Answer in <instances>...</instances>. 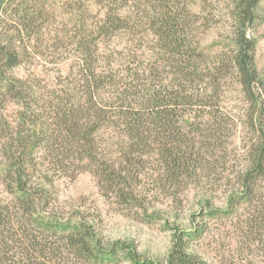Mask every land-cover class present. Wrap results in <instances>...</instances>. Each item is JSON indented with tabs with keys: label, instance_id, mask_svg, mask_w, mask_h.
<instances>
[{
	"label": "rangeland",
	"instance_id": "374dc122",
	"mask_svg": "<svg viewBox=\"0 0 264 264\" xmlns=\"http://www.w3.org/2000/svg\"><path fill=\"white\" fill-rule=\"evenodd\" d=\"M236 8L235 0L4 1L0 40L23 52L8 75L35 85L40 105L53 101L51 107L58 97L66 99L68 92L72 98L85 100L82 71L87 58L92 63L89 78L105 82L95 96L103 104L117 97L109 77L121 86L129 81L122 72L127 65L138 70L143 83L148 82L151 68L162 84L176 83L177 68L167 60L173 44L162 24V15L170 11L182 18L190 44L178 58L193 53L195 66L204 74L201 85L210 86L207 74L215 67L222 66L225 73L216 92L208 89L212 97L201 111L199 103L193 108L179 106V113L195 123L185 139L190 146L195 144L197 166L181 183L166 178L164 157L159 154L165 140L156 131L148 152L140 155L136 167H130L136 176V198L130 202L106 194L90 170L67 176L50 167L54 174L46 169L41 174L52 179L46 194H36L35 207L18 213L9 182L0 174V219L7 223L3 242L8 245V256L15 251L19 255L26 236L36 235L39 242L56 248L36 257V264H134L130 251L141 260L165 263L178 245L195 256L196 264H264V177L258 179L248 200L239 194V176L250 158L249 147L260 142L264 133V124H253L250 118L253 112L258 114V107L264 109V101L257 106L243 94L231 64ZM27 12L33 23L27 30L18 29ZM256 13L257 24L249 33L256 43L255 64L264 78V0ZM22 111L20 102L0 94V149L12 132L9 123L17 126ZM262 118L264 122L263 113ZM119 128L103 125L102 147L114 143L115 149L121 148ZM149 139H155L154 135ZM55 160L49 152L40 157L44 167L49 162L56 165ZM81 221L91 227L100 247L122 245L114 260L91 258L68 243L66 227Z\"/></svg>",
	"mask_w": 264,
	"mask_h": 264
},
{
	"label": "trees",
	"instance_id": "16d2710c",
	"mask_svg": "<svg viewBox=\"0 0 264 264\" xmlns=\"http://www.w3.org/2000/svg\"><path fill=\"white\" fill-rule=\"evenodd\" d=\"M4 1L0 0V15ZM235 1L236 33L232 38L234 51L231 64L241 91L259 106L264 101V78L255 64L256 43L249 31L257 24L256 9L261 0ZM177 14L170 11L162 15V24H165L167 29L165 36L171 39L173 44V51L169 53L167 60L170 66L177 68L180 76L175 80L176 83H171L172 86L162 84L155 72L152 73L154 68H151L146 76L148 82L143 83L138 70L127 65L122 68V72L128 74V82L122 83L121 86L120 82H114L115 79L109 77L108 82H111L113 92L117 96L111 104H103L95 99L105 82L95 80L96 77L89 78L92 63L87 58L84 72L82 71L86 80L83 83L86 99L72 98L68 92L65 94L66 99L58 97V103L51 107L53 101H49L47 106L40 105L41 99L35 96V85H25L22 80L8 75V69L18 65L23 52L15 45H3L0 40V94L20 102L24 110L17 126L9 123L8 128L12 132L0 149V174L9 182L16 200L14 207L19 210L18 213L30 211L35 207L36 194H41V197L46 194V186L51 184L52 179L46 173L41 174L44 169L52 172L50 167L67 176L90 170L98 179L100 187L106 190V194H112L126 202L135 199L136 176L130 167H136L141 160L140 155L148 152L150 142L154 143L157 138L153 134L154 131L165 140L161 142L159 154L164 157V173L168 175V180L181 183L187 176L196 172L197 166L193 162L195 144L190 146L185 139V133L194 130L195 123L192 122L193 119H186L179 113V106L190 105L193 108L199 103L198 109L201 111L212 97L208 89L216 92L225 73L222 66L215 67L214 72L210 73L211 77L207 74L210 86L203 87L201 83L205 80L204 74L195 66L193 53L185 59H180L181 56L178 58L180 53L186 54L190 44L182 18ZM30 23H33L32 16L27 12L17 28L27 30ZM86 52L89 53L87 49ZM108 108L111 109V114ZM258 108V114L253 112L250 119L253 124L263 126L264 109ZM105 123H110L114 128L121 127L119 129L122 130L118 131L121 133L118 140L121 148L115 149L114 143L111 146H101L100 130ZM150 135H154L155 139L150 140ZM47 152L55 154L56 165H50L49 162L47 167H44L40 157L42 153L44 155ZM249 153L250 158L239 176V194L247 200L253 196L258 179L264 177V133L260 142L249 147ZM239 194L238 198L241 197ZM235 199L233 195L229 204L231 207ZM5 207L8 211V206ZM2 212L5 214V208ZM18 213L16 212V215ZM6 226L5 219L1 218L0 264H36V257L45 255L47 249L55 252V247L39 242L36 235L30 238L27 235L25 246L20 247L23 251L19 255L15 251L13 255L8 256V245L3 242V229ZM62 227L63 225L61 229ZM66 228L69 230L66 235L68 243L91 258L114 260L117 257V249L122 248V245L100 247L91 227H88L85 221L79 222L75 227L68 225ZM128 254L134 264H196L195 256L186 252L180 245L175 247L165 263L141 260L131 251Z\"/></svg>",
	"mask_w": 264,
	"mask_h": 264
}]
</instances>
